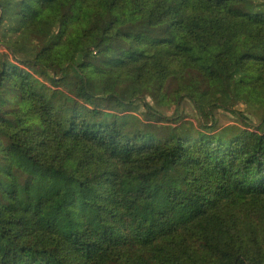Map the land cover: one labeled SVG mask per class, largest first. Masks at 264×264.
<instances>
[{
  "label": "trees",
  "instance_id": "1",
  "mask_svg": "<svg viewBox=\"0 0 264 264\" xmlns=\"http://www.w3.org/2000/svg\"><path fill=\"white\" fill-rule=\"evenodd\" d=\"M16 13L10 30L41 45L0 61V264H264V132L154 138L116 121L147 97L225 108L248 64L263 92L264 0H20ZM13 37L0 45L15 56Z\"/></svg>",
  "mask_w": 264,
  "mask_h": 264
},
{
  "label": "rangeland",
  "instance_id": "2",
  "mask_svg": "<svg viewBox=\"0 0 264 264\" xmlns=\"http://www.w3.org/2000/svg\"><path fill=\"white\" fill-rule=\"evenodd\" d=\"M20 0H0L3 22L0 27V42L2 38H8L14 35L12 41H19V46L15 50V56L6 46H1L5 53L0 56V61L5 63L21 64L23 60H31L40 48V43L29 39H20L12 29L19 25V15L16 13V7ZM6 35V36H5ZM11 42V39L7 40ZM181 65L174 61V74H178ZM28 70L34 74L31 68ZM245 78L251 80L248 76L250 73L252 81L250 83L239 86L233 95L227 99L225 108L210 107L202 112L196 110L193 104L187 98H179L177 95L171 97L161 96L157 99L147 97V106L144 100H134L131 105H127L125 109L116 108L119 117L116 119L122 130L132 135L136 130L142 132L145 136L160 137L174 136L182 139L195 138L201 135L214 134L216 137H232L238 135L243 129H259L264 132V86L263 92L254 85H260L256 75L259 71L258 67L246 65L244 67ZM49 79L48 76H46ZM260 77L264 78V70ZM42 79L43 76H41ZM73 78H78L76 74H69L60 87L62 94L71 95L72 87L70 82ZM59 81V79H57ZM48 87H52L53 83L48 82ZM175 85L172 84V92ZM73 102L68 103L71 108ZM148 107V108H147ZM151 110H150V109ZM207 108L202 103V108ZM151 111V113L149 112ZM115 113V112H114ZM22 110L18 109L15 116L22 117ZM111 120V115H106ZM213 126V127H211ZM37 131V130H35ZM223 138V137H222ZM219 264H233V260L226 256L217 258ZM247 264H261L256 257H248Z\"/></svg>",
  "mask_w": 264,
  "mask_h": 264
}]
</instances>
